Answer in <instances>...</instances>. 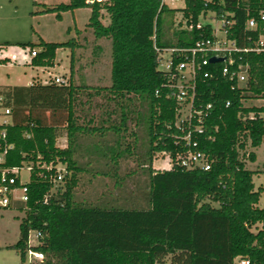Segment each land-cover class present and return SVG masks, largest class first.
<instances>
[{"label": "trees", "instance_id": "trees-1", "mask_svg": "<svg viewBox=\"0 0 264 264\" xmlns=\"http://www.w3.org/2000/svg\"><path fill=\"white\" fill-rule=\"evenodd\" d=\"M184 1L183 9L164 0L93 5L72 0L45 8L43 13H56L58 19L64 12L91 9L87 29L95 40L112 44L110 87L75 83V40L21 45L41 48L30 62L35 67H53L58 49H72L67 85L34 81L0 90L11 118L0 131L13 146L0 169L53 164L43 177L35 166L25 184L28 202L5 208L25 214L21 238L13 246L22 264L30 251L44 254L37 264H164L168 258L172 264H235L238 258L264 264V208L257 207L264 188L255 189L256 172L247 168L242 154L248 143L253 149L264 143V105L255 104L264 102V52L242 54L249 66L245 84L224 78L217 64L208 69L213 78L197 83L199 105L212 106L205 132L196 138L211 169L190 170L175 162L169 170L153 167L159 155L175 160L188 150L175 126L178 104L169 97L158 50L189 48L213 38L211 24L196 28L209 14L233 22L223 30L240 48H255L264 36V0ZM177 14L182 17L176 23ZM250 19L258 22L257 29L247 27ZM190 25L193 29L185 28ZM96 96L106 104L94 102ZM60 128L66 132L65 148L57 146ZM248 158L255 162L257 155L251 152ZM58 163L67 169L60 185L51 179ZM82 173L114 180L113 189L95 203L78 202ZM32 233L40 235L34 246Z\"/></svg>", "mask_w": 264, "mask_h": 264}, {"label": "rangeland", "instance_id": "rangeland-1", "mask_svg": "<svg viewBox=\"0 0 264 264\" xmlns=\"http://www.w3.org/2000/svg\"><path fill=\"white\" fill-rule=\"evenodd\" d=\"M72 0H0V60L9 59L8 63H0V90L6 87L28 86L34 81L50 82L55 77H63L66 81L71 75L72 49L60 48L56 52L53 67L31 66L30 49L21 47L23 44H39L41 40L48 43H66L71 40L78 42L74 61L75 83L86 84L90 87H110L112 68L111 41L95 40L92 30L87 29L91 16L90 8L77 9L62 13L58 19L56 13H43L45 8H53L61 4H70ZM173 9H183L184 0H164ZM181 15H176V23ZM106 23V21H105ZM200 23L211 24L220 37H224L221 27L223 22L209 14L200 18ZM41 51V48H35ZM94 102L106 104L105 98L94 97ZM85 101V98H82ZM264 105L262 100L255 102ZM86 110V106L84 108ZM99 110V109H98ZM97 110V112H98ZM2 99H0V124L10 123L11 118L3 114ZM48 117V115H46ZM57 146H67V136L64 128L59 129ZM255 152L257 159L252 162L248 156ZM247 168L256 172L253 177L255 189L264 188V143L260 148L253 149L250 143L242 152ZM153 167L155 170L171 169L170 160L159 155ZM95 181L92 182L94 179ZM30 171L25 165L21 171L22 183L28 182ZM93 179V180H92ZM114 180L103 177H93L92 174L79 175V185L76 189L78 202H97L103 192L113 189ZM257 207L264 208V192ZM24 213L17 209L0 208V264H22L20 253L13 246L20 240V224ZM258 228H261L259 226ZM256 231V229H253ZM37 244L36 234L32 233L30 245ZM33 262L32 252H29L24 264ZM34 264H37L34 262ZM164 264H172L168 258Z\"/></svg>", "mask_w": 264, "mask_h": 264}, {"label": "built area", "instance_id": "built-area-1", "mask_svg": "<svg viewBox=\"0 0 264 264\" xmlns=\"http://www.w3.org/2000/svg\"><path fill=\"white\" fill-rule=\"evenodd\" d=\"M105 0H86L87 4H102ZM223 26L224 37L218 35V31L214 28V37L198 40L194 46L189 48H171L163 51L158 50V67L167 77L166 87L169 90V97L177 101V114L175 126L179 129L183 136L181 140L186 142L188 150L179 153L175 160L171 154L164 153L170 160L171 168L174 162L185 169H202L209 171L212 167V162L208 154L198 150V142L196 138L205 132V123L210 116L211 105L204 107L199 105L197 99V83L199 79H211L214 73L209 69L215 64L221 66V75L224 78L234 81L237 85L245 84L248 78L249 66L243 63V55L251 52H264V36H261L255 48H240L235 41L228 39L226 32L223 30L225 26L232 25L226 19L221 20ZM261 22H264V14L261 15ZM202 23L196 25L197 29L203 28ZM249 29H257L258 22L255 19L248 21ZM185 28L191 30L193 25ZM264 33V27H263ZM31 57H35L37 52L30 51ZM237 54L238 58H235ZM218 59L217 62H211V59ZM54 83L58 85H67L63 77H55ZM48 83V82H45ZM1 99V98H0ZM230 102L227 103V107ZM3 114L10 115V109L4 108ZM2 124H7L3 122ZM7 133L5 130L0 131V164L5 161L8 151L13 148L6 141ZM30 171V178L34 172L35 166L39 168L38 175L43 177V170L47 172L52 170L53 164L46 165L38 162L35 166L33 163L25 164ZM24 165V167H25ZM23 167V168H24ZM23 168H6L0 169V208H6L18 203H26L29 200V190L21 181V171ZM57 174L52 177V182L56 185L63 183L67 175L66 166L58 163ZM19 182V185H18ZM47 202V201H46ZM40 235L36 234V238ZM32 252L33 262L31 264L42 262L45 259L44 254L40 252ZM235 264H250L248 260L238 258Z\"/></svg>", "mask_w": 264, "mask_h": 264}, {"label": "water", "instance_id": "water-1", "mask_svg": "<svg viewBox=\"0 0 264 264\" xmlns=\"http://www.w3.org/2000/svg\"><path fill=\"white\" fill-rule=\"evenodd\" d=\"M217 61H218V59H215V58L211 59V62H217Z\"/></svg>", "mask_w": 264, "mask_h": 264}, {"label": "crops", "instance_id": "crops-1", "mask_svg": "<svg viewBox=\"0 0 264 264\" xmlns=\"http://www.w3.org/2000/svg\"><path fill=\"white\" fill-rule=\"evenodd\" d=\"M209 1V0H208Z\"/></svg>", "mask_w": 264, "mask_h": 264}]
</instances>
